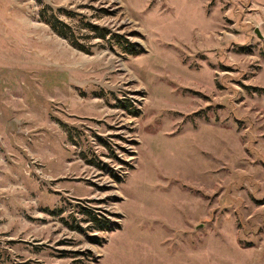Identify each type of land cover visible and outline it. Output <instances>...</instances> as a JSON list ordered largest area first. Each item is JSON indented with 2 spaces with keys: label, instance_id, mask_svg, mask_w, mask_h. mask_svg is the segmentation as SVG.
Wrapping results in <instances>:
<instances>
[{
  "label": "rangeland",
  "instance_id": "374dc122",
  "mask_svg": "<svg viewBox=\"0 0 264 264\" xmlns=\"http://www.w3.org/2000/svg\"><path fill=\"white\" fill-rule=\"evenodd\" d=\"M0 264H264V0H0Z\"/></svg>",
  "mask_w": 264,
  "mask_h": 264
},
{
  "label": "trees",
  "instance_id": "16d2710c",
  "mask_svg": "<svg viewBox=\"0 0 264 264\" xmlns=\"http://www.w3.org/2000/svg\"><path fill=\"white\" fill-rule=\"evenodd\" d=\"M58 23H60L58 20H56V25L58 26V25H60V24H58ZM54 26L53 25V29L55 30V31H57V33H59L58 32V30H57V26ZM60 34V33H59ZM60 35H62V34H60ZM113 37V36H112ZM106 38V36L105 35H103L102 36V39H105ZM117 39H121V37H116ZM118 43H121V42H118ZM127 44V43H126ZM132 47H125V49H127L126 50V52L128 53V54H131V55H133L134 54V52H133V50L131 49ZM80 49H83V48H80ZM121 108L122 109H128V107L127 106H125V103H123V102H121ZM92 165H94V166H96V164H92ZM98 168H100L99 166H98ZM88 216L91 218V221L90 222H93L94 224H96L97 225V230H99V231H102V230H104L107 226V222H105V221H102V220H100L99 218H98V216H96V215H94L93 213H91L90 211H88Z\"/></svg>",
  "mask_w": 264,
  "mask_h": 264
}]
</instances>
